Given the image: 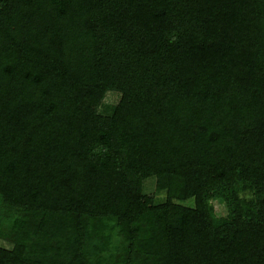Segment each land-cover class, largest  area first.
<instances>
[{
    "label": "trees",
    "instance_id": "obj_1",
    "mask_svg": "<svg viewBox=\"0 0 264 264\" xmlns=\"http://www.w3.org/2000/svg\"><path fill=\"white\" fill-rule=\"evenodd\" d=\"M0 264H264V0H0Z\"/></svg>",
    "mask_w": 264,
    "mask_h": 264
},
{
    "label": "rangeland",
    "instance_id": "obj_2",
    "mask_svg": "<svg viewBox=\"0 0 264 264\" xmlns=\"http://www.w3.org/2000/svg\"><path fill=\"white\" fill-rule=\"evenodd\" d=\"M120 99V94L117 92H108L105 98V102L109 103V104H116ZM145 189L147 192L153 193L154 189H155V178L154 177H149L146 181H145ZM155 196H158V198H162L161 194H157L155 193ZM191 201V200H190ZM213 204L215 206V210L218 214L222 215L226 213V208L224 207V205L221 203V201H219L218 199H213ZM2 243V242H1ZM7 246H10V244L8 242L4 243Z\"/></svg>",
    "mask_w": 264,
    "mask_h": 264
}]
</instances>
